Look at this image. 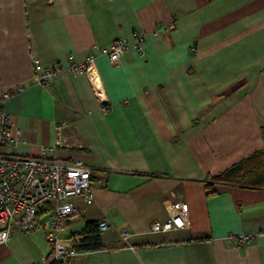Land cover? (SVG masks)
<instances>
[{
  "label": "crops",
  "instance_id": "obj_1",
  "mask_svg": "<svg viewBox=\"0 0 264 264\" xmlns=\"http://www.w3.org/2000/svg\"><path fill=\"white\" fill-rule=\"evenodd\" d=\"M132 32L145 56L130 47L111 63L104 51ZM89 50L94 74L69 76L67 56ZM34 60L63 71L42 86ZM3 92L22 134L5 153L46 147L45 157L91 170V199L72 198L79 212L59 236L109 225L100 249L67 264H264V186L205 188L256 151L264 171V0H0ZM170 216L174 229L151 231ZM231 234L253 238L239 245ZM50 251L38 226L0 244V264Z\"/></svg>",
  "mask_w": 264,
  "mask_h": 264
},
{
  "label": "built area",
  "instance_id": "obj_2",
  "mask_svg": "<svg viewBox=\"0 0 264 264\" xmlns=\"http://www.w3.org/2000/svg\"><path fill=\"white\" fill-rule=\"evenodd\" d=\"M144 37L132 32L130 38L114 40L104 51L108 60L116 64L121 56L131 47L139 57L145 56ZM95 53L89 50L82 61H75L73 55L66 59L65 72L69 76L93 75ZM35 69L39 71L36 81L42 86L59 75L63 70L59 63L42 67L36 60ZM9 92L0 96V244L6 243L15 233H26L40 226L51 246L50 253L34 264H67L82 251L76 248L81 238L64 239L59 233L66 228L68 219L79 212L72 198L82 195L89 202L91 199L90 175L88 167L58 159L45 157L46 147L41 148L37 157L7 154L5 147L22 142V134L10 122L5 110ZM59 137V131H55ZM67 145V144H64ZM45 218L39 213L46 209ZM182 215L187 211V204L178 205ZM107 221L97 223L98 231L108 228ZM176 227L170 216L163 223L151 225L153 232H167ZM253 238L252 235H229L228 240L242 245Z\"/></svg>",
  "mask_w": 264,
  "mask_h": 264
},
{
  "label": "trees",
  "instance_id": "obj_3",
  "mask_svg": "<svg viewBox=\"0 0 264 264\" xmlns=\"http://www.w3.org/2000/svg\"><path fill=\"white\" fill-rule=\"evenodd\" d=\"M262 135L264 139V128L262 129ZM213 183H232L250 188L264 186L263 152L256 151L222 173L208 176L205 182L207 195L213 193L210 191ZM45 211H47V208L42 210L39 215H42ZM81 234L83 237L76 245L77 249L91 251L101 248L102 244L96 222H86Z\"/></svg>",
  "mask_w": 264,
  "mask_h": 264
}]
</instances>
